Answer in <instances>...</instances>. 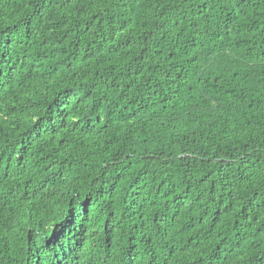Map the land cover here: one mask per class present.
Listing matches in <instances>:
<instances>
[{
  "label": "trees",
  "instance_id": "trees-1",
  "mask_svg": "<svg viewBox=\"0 0 264 264\" xmlns=\"http://www.w3.org/2000/svg\"><path fill=\"white\" fill-rule=\"evenodd\" d=\"M0 264H264V0H0Z\"/></svg>",
  "mask_w": 264,
  "mask_h": 264
}]
</instances>
